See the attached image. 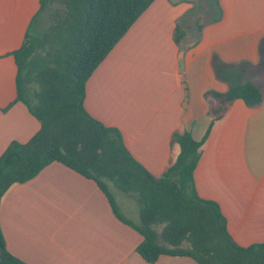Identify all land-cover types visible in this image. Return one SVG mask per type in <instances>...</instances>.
<instances>
[{
    "label": "crops",
    "instance_id": "1",
    "mask_svg": "<svg viewBox=\"0 0 264 264\" xmlns=\"http://www.w3.org/2000/svg\"><path fill=\"white\" fill-rule=\"evenodd\" d=\"M204 3L155 0L88 79L84 107L116 128L130 154L157 178L181 152L176 134L190 132L199 142L211 128L194 173L196 191L218 203L229 234L248 248L264 243V99L253 108L236 100L217 118L219 102L208 94L263 83L264 0H219L217 21L197 14ZM39 11L40 0H0V156L41 129L18 100L12 56L27 32L45 31L47 13ZM185 16L208 21L200 32L185 24L199 37L180 46L174 36ZM122 195L114 196L121 214L138 222L140 205ZM0 227L8 252L26 264H198L168 255L147 262L137 252L142 236L117 218L98 185L60 163L10 187Z\"/></svg>",
    "mask_w": 264,
    "mask_h": 264
},
{
    "label": "trees",
    "instance_id": "2",
    "mask_svg": "<svg viewBox=\"0 0 264 264\" xmlns=\"http://www.w3.org/2000/svg\"><path fill=\"white\" fill-rule=\"evenodd\" d=\"M154 1L40 0L39 15L47 13L48 26L38 35L27 32L12 56L18 68V100L27 104L41 129L27 143H10L0 156V205L11 186L60 163L98 185L117 218L142 236L137 252L149 263L168 255L189 257L198 264H264V243L239 246L218 203L197 194L194 173L211 128L199 142L190 132L176 134L181 152L157 178L130 154L116 128L103 125L85 110L88 79ZM200 11L211 14L209 21L222 15L219 0H205L197 14ZM187 16L175 30L180 46L196 41L195 32L208 21L204 17L189 21ZM187 23L196 31L186 29ZM208 96L219 102L220 118L236 100L251 108L259 106L264 81L230 86L226 93ZM109 183L137 196L140 223L121 214ZM0 264H26L8 252L1 227Z\"/></svg>",
    "mask_w": 264,
    "mask_h": 264
},
{
    "label": "rangeland",
    "instance_id": "3",
    "mask_svg": "<svg viewBox=\"0 0 264 264\" xmlns=\"http://www.w3.org/2000/svg\"><path fill=\"white\" fill-rule=\"evenodd\" d=\"M35 88H37V87H35ZM108 185H109V189H110L111 193L113 194V196L118 197L119 194H123L122 196H125V197L132 196V198H134L136 200L137 204H139L138 198H135L132 194H126L124 192L122 193V191L117 189L113 183H109ZM132 221L135 222L134 220H132ZM136 223L137 224L140 223V220ZM158 230L161 231V227H158Z\"/></svg>",
    "mask_w": 264,
    "mask_h": 264
},
{
    "label": "water",
    "instance_id": "4",
    "mask_svg": "<svg viewBox=\"0 0 264 264\" xmlns=\"http://www.w3.org/2000/svg\"><path fill=\"white\" fill-rule=\"evenodd\" d=\"M185 53H186V47L183 46L181 49V52L179 54V60L181 65V70L184 71L185 69Z\"/></svg>",
    "mask_w": 264,
    "mask_h": 264
}]
</instances>
